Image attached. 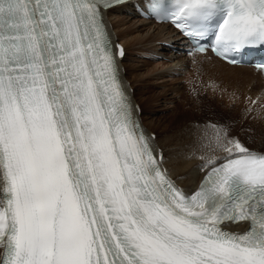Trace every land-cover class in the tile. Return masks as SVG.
<instances>
[{"label":"snow or ice","instance_id":"6c2138e0","mask_svg":"<svg viewBox=\"0 0 264 264\" xmlns=\"http://www.w3.org/2000/svg\"><path fill=\"white\" fill-rule=\"evenodd\" d=\"M117 3L0 0V264H264V152L212 124L204 181L175 184L121 77ZM145 7L197 53L264 47V0Z\"/></svg>","mask_w":264,"mask_h":264},{"label":"rangeland","instance_id":"374dc122","mask_svg":"<svg viewBox=\"0 0 264 264\" xmlns=\"http://www.w3.org/2000/svg\"><path fill=\"white\" fill-rule=\"evenodd\" d=\"M119 12L123 13L124 11ZM132 12H134L133 9ZM125 14L130 16L131 23H139V18L133 14L129 12ZM120 42L122 43V41ZM158 45L159 42L156 43V46ZM127 47L122 60L126 65H130L129 68L127 67V75L129 79L134 80L133 85L143 89V91H137V97L140 99L142 97L143 100L141 101V109L143 110V118H146L145 123L148 124L153 121L151 122L153 131L157 137L162 139L160 150L165 155L163 160L167 156L170 158L171 152L173 155L178 151L180 153L183 149L187 150L193 147L207 149L204 147L207 143L205 133L209 136L212 134L210 127L212 124L228 126L246 146L252 150L264 151V115L255 109L249 112L248 109L253 106L252 104L250 107H242L229 92H212L209 88L210 85L206 83L205 76L202 78L197 76L193 80L189 71L173 73L167 69L168 64H164L165 60L146 58V53L138 51L135 47ZM148 56L154 55L148 54ZM134 65L140 69L136 74L141 73L138 74L140 76L137 79L134 78L133 70L130 69ZM160 71L168 76L165 79L144 81L146 78L149 79L147 75L150 73L158 74ZM256 116L257 118H255ZM167 136H170L171 139L164 141ZM172 144H178L183 149L178 148V150L176 147L175 150H170L173 147Z\"/></svg>","mask_w":264,"mask_h":264},{"label":"bare ground","instance_id":"6f19581e","mask_svg":"<svg viewBox=\"0 0 264 264\" xmlns=\"http://www.w3.org/2000/svg\"><path fill=\"white\" fill-rule=\"evenodd\" d=\"M132 5L133 3L131 2L127 5L112 8L111 10L106 12V18L114 40L122 41V44L126 45V47H135L136 49H138V51L144 52L149 55L152 52H155L157 54H166V52L164 51L165 48H163L161 42L171 37H177V33H175L173 28H171L168 24H153L150 21L143 19H138L139 23L137 24L131 23L130 16H127L125 13L129 12L136 17L134 12H132ZM121 10H123L124 12L120 13L119 11ZM158 42L159 45L156 46V43ZM158 49L162 52H160ZM168 58L169 61L164 62V64H168L167 69L169 71L173 73L189 71L193 80L197 76L198 78H202L203 76H205V80L207 81L206 83L210 85L209 88L212 90V92H229L232 98L236 100V102L239 103L242 107H250V105L252 104L251 101L257 100V97H260V99L257 100L256 104H252L253 106L251 107V109H255L257 112L264 115V77L260 74V72L249 67L230 66L219 61L217 58L210 57L209 55H197L190 59L169 55ZM191 61L195 62L191 63ZM120 66L125 79L124 82H126L128 86L126 87L127 91L131 95L133 104L137 106V114L142 119V124L144 126V129H146L145 131L147 135H154L153 144L156 152L159 154L161 153L160 145L162 143V139L157 137L154 133V129L151 125V122L153 121L148 124L145 123L146 118H143V110L141 109V101L143 100L142 97L141 99L140 97H137V91H143V89L139 88V86L137 85H133L134 80L129 79V76L127 75V67L129 68L130 65H126L123 60L120 59ZM130 69L133 70V73L135 75L133 76L135 79H137L138 76H140L138 75L140 72L136 74L140 70L138 66L134 65ZM147 76L149 77V79L146 78L144 81L165 79V77L168 75L163 74V71H160L158 74L150 73V75ZM227 96L229 95L227 94ZM249 97H251V100L248 99ZM255 118H257V116ZM158 134L160 135V133ZM166 139H171V137L167 136L164 141ZM172 146L173 147L170 148V150H175L176 147L180 150L183 149V147L179 146L178 144H172ZM253 151L264 152L258 150ZM178 152L173 155L171 152V157L168 158L169 156H167L168 159L166 158L165 160H163V166L167 170L168 174L177 182L180 188L189 192L198 185L201 176L205 172L201 168L205 161L200 159V157L207 156L210 154V152L208 148L204 149L202 147L200 149H198L197 147H193L187 150L183 149L180 153ZM162 155L163 157H165L164 153ZM234 228H237V226H234Z\"/></svg>","mask_w":264,"mask_h":264}]
</instances>
